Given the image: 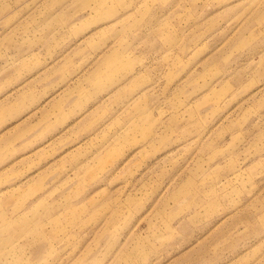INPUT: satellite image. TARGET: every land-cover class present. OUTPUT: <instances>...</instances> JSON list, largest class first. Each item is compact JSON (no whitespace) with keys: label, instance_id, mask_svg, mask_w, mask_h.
<instances>
[{"label":"rangeland","instance_id":"374dc122","mask_svg":"<svg viewBox=\"0 0 264 264\" xmlns=\"http://www.w3.org/2000/svg\"><path fill=\"white\" fill-rule=\"evenodd\" d=\"M0 264H264V0H0Z\"/></svg>","mask_w":264,"mask_h":264},{"label":"crops","instance_id":"0c3cea01","mask_svg":"<svg viewBox=\"0 0 264 264\" xmlns=\"http://www.w3.org/2000/svg\"><path fill=\"white\" fill-rule=\"evenodd\" d=\"M128 18H129L128 16L122 15L121 16L122 24H126ZM70 19H71V17L69 16V20L68 21H70ZM65 20H66L65 18H62V19L61 18H57V21H65ZM87 26H89V25H87ZM87 26H85V27H87ZM122 62H123V60H122V54L121 53H118V51L116 52V50H114L110 54L106 55L101 60L100 66L97 68V73L98 72H101V71H111V70H114V69L118 68L122 64ZM92 78H94L95 80L96 79L99 80L95 75L92 76ZM80 91H81V88H78V89H75V90H71V91L68 92L67 96H69L71 98H74V97L80 95L79 94ZM131 108H130V110H131ZM127 118H129L130 122H132L131 121L132 118L128 115V113H127ZM130 129L132 130V128H130Z\"/></svg>","mask_w":264,"mask_h":264}]
</instances>
